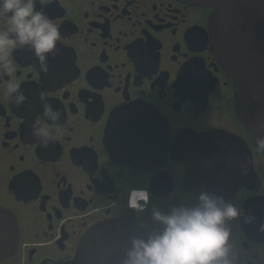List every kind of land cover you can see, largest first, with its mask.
I'll return each mask as SVG.
<instances>
[{
	"label": "flooded vegetation",
	"instance_id": "obj_1",
	"mask_svg": "<svg viewBox=\"0 0 264 264\" xmlns=\"http://www.w3.org/2000/svg\"><path fill=\"white\" fill-rule=\"evenodd\" d=\"M43 10L61 38L46 72L27 47L13 51L22 105L5 97L0 69V210L17 228L0 264H71L94 226L130 216L146 229L152 208L168 211L201 190L243 210L228 222L238 264H264V154L212 51V10L178 0H52ZM41 92L61 110L62 131L49 125L46 146L33 135L48 124ZM207 133L215 146H176ZM185 152L188 166L174 154ZM138 188L150 193L139 216L128 208Z\"/></svg>",
	"mask_w": 264,
	"mask_h": 264
},
{
	"label": "clouds",
	"instance_id": "obj_2",
	"mask_svg": "<svg viewBox=\"0 0 264 264\" xmlns=\"http://www.w3.org/2000/svg\"><path fill=\"white\" fill-rule=\"evenodd\" d=\"M0 0V69L8 74L4 95L17 106L27 96L19 80L12 78L15 71L11 55L15 49L27 47L39 61L40 70H48L49 56L58 51L61 38L59 25L43 10L52 0ZM43 115L48 124H34L33 135L45 146L52 135L62 131L61 110L48 102L47 93L41 92ZM264 127V125H262ZM256 150L264 152V135L254 138ZM210 163V162H209ZM150 193L145 188L132 189L128 195V208L138 216L145 212ZM243 210L231 201L207 190H201L190 202L173 206L168 211L152 208L150 224H145L147 235L132 236L121 264H238L230 243L228 222L239 218ZM253 216H245L252 222ZM264 232V223L260 225Z\"/></svg>",
	"mask_w": 264,
	"mask_h": 264
},
{
	"label": "water",
	"instance_id": "obj_3",
	"mask_svg": "<svg viewBox=\"0 0 264 264\" xmlns=\"http://www.w3.org/2000/svg\"><path fill=\"white\" fill-rule=\"evenodd\" d=\"M178 1L212 10L208 22L212 51L225 75L233 80L237 116L254 142L257 135H264V0ZM109 130L121 131L116 124H109ZM215 138L212 133L181 137L176 146L195 145L198 140L209 148L215 146L211 144ZM174 154L182 155L187 166L191 164L189 152ZM209 154L221 153L205 152ZM16 231L12 215L0 210V260L14 251ZM146 235L147 230L130 216L100 223L81 238L71 264H121L131 246L130 238Z\"/></svg>",
	"mask_w": 264,
	"mask_h": 264
}]
</instances>
